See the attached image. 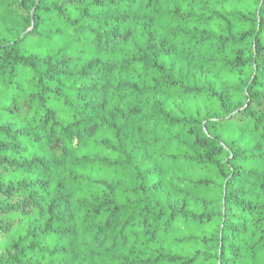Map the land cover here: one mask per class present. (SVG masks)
Returning a JSON list of instances; mask_svg holds the SVG:
<instances>
[{
  "label": "trees",
  "instance_id": "16d2710c",
  "mask_svg": "<svg viewBox=\"0 0 264 264\" xmlns=\"http://www.w3.org/2000/svg\"><path fill=\"white\" fill-rule=\"evenodd\" d=\"M0 264H264V0H0Z\"/></svg>",
  "mask_w": 264,
  "mask_h": 264
},
{
  "label": "rangeland",
  "instance_id": "374dc122",
  "mask_svg": "<svg viewBox=\"0 0 264 264\" xmlns=\"http://www.w3.org/2000/svg\"><path fill=\"white\" fill-rule=\"evenodd\" d=\"M4 239V234L2 232H0V241Z\"/></svg>",
  "mask_w": 264,
  "mask_h": 264
}]
</instances>
